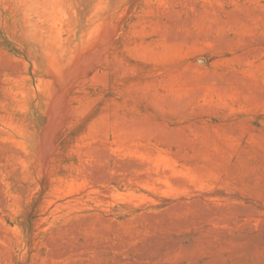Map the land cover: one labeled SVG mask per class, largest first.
<instances>
[{
    "label": "rangeland",
    "instance_id": "obj_1",
    "mask_svg": "<svg viewBox=\"0 0 264 264\" xmlns=\"http://www.w3.org/2000/svg\"><path fill=\"white\" fill-rule=\"evenodd\" d=\"M0 264H264V0H0Z\"/></svg>",
    "mask_w": 264,
    "mask_h": 264
}]
</instances>
